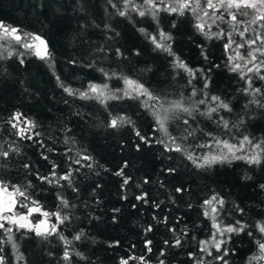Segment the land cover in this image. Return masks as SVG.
<instances>
[{
  "label": "trees",
  "instance_id": "obj_1",
  "mask_svg": "<svg viewBox=\"0 0 264 264\" xmlns=\"http://www.w3.org/2000/svg\"><path fill=\"white\" fill-rule=\"evenodd\" d=\"M133 2L142 4V0ZM111 3L116 8L109 0H0V20L25 32L43 36L54 58L52 67L35 55H25L24 64L16 55L7 57L5 54L6 58L0 59V145L5 149L9 145L20 149L18 154L10 155L7 160L0 158V178L27 189L47 211L57 210L58 193L70 201L72 207L64 210V214H70L71 221L60 225L59 231L69 240L83 231L85 236L80 241H72V247L87 257L82 260L73 255L70 264H119L120 259L127 258L129 254L145 255L150 264H158V258L165 259V264H192L188 253L195 252L199 257L198 242L208 239L210 232L214 231L212 221L203 215L204 210L200 207L203 200L214 192L226 201L218 217L219 222L227 225L241 220L248 225L244 233L232 235L228 245L229 264H249V258L257 251L255 241L262 239L256 226L264 223V190L259 188L264 184V164L249 165L245 160H233L197 169L184 155L167 152L160 144L145 146L141 143V149L137 151L135 145L140 142L131 127L112 129L107 124L111 116L127 114L142 133L151 134L154 120L141 107L140 101L127 98L110 100L105 106L96 100L70 97L59 87L56 76L66 86L81 91L90 82H107L111 89L124 88L120 78L123 76L145 84L162 100L183 97L184 102L190 104L204 98L200 95L203 80L199 73L192 77L175 68L173 57L155 49L139 31L143 28L155 34L160 29L171 34L172 51L189 67L211 68L212 83L207 89L208 94L220 96L232 109L231 112L221 109L211 119L196 114L192 120L181 114V119H189L188 130L194 133L185 141L186 150L198 156L209 152L210 149L197 147L211 143L207 133L231 143H236L244 135L254 141L264 139V108L249 103L253 97L242 91L246 87L245 81L228 70V56L233 53L225 52V41L200 34L194 27L196 21L191 14L178 17L160 12L157 24L150 16L140 17L131 10L128 16H119L117 9L124 7L123 0H111ZM173 21L176 24L174 28ZM217 23L220 28L228 29V25ZM217 30L213 25L211 31ZM201 46L207 60L201 55ZM117 48L122 56L116 55ZM137 51L139 55H136ZM240 51L247 52L246 49ZM70 59L77 63L70 65ZM89 63H93V67H88ZM101 68L109 74L116 73V76L105 81L99 71ZM253 86L264 92V81L255 76ZM193 88L198 94L189 100ZM255 99L264 104V97ZM164 106L167 107V103ZM204 110L206 106H201V111ZM16 111L36 121L44 148L35 140L10 134L12 130L6 121ZM221 116L229 121V129L218 126ZM168 130L173 136L187 135L185 126L176 120L169 121ZM66 137L70 138L67 145L64 143ZM162 137V133L156 132L153 140ZM68 148L72 149L69 155L73 158L76 152L93 157L91 169L81 167L79 173L74 174V186L78 192H73L64 181H61L64 187H56L39 181L32 174L37 170L40 174H47L49 161L59 164L57 171L61 172L67 167L65 153ZM42 153L49 160H44ZM125 162L124 173L131 179L121 187L123 177L115 173ZM23 163H30L32 168L25 170ZM167 167H175L177 172L168 174L165 171ZM245 176L251 179H244ZM145 179L149 181L146 184L143 183ZM178 186L186 187L187 191L175 193ZM144 192L148 194L147 203L135 199ZM155 203L160 207H154ZM235 206L243 208L244 213L237 212ZM116 208L120 211L113 213L112 209ZM16 210L25 211L21 207ZM164 217H167V223L161 222ZM149 225L153 231L146 237L144 229ZM170 228H175L176 235L181 236L184 241L182 247L166 248L163 245L165 239H173ZM185 229L187 235H182ZM247 231H252L253 235L248 236ZM13 236L19 253L24 256L22 264H68L61 259L64 244L58 236L45 239L25 230H14ZM145 238L153 241L152 253L144 249ZM0 239H6L2 232ZM116 240L120 244L110 246ZM133 244L136 246L134 249L130 247ZM162 248L165 249V257H159ZM3 249L9 264H16L11 245L5 243ZM210 261L212 258L205 256V264Z\"/></svg>",
  "mask_w": 264,
  "mask_h": 264
},
{
  "label": "snow or ice",
  "instance_id": "obj_2",
  "mask_svg": "<svg viewBox=\"0 0 264 264\" xmlns=\"http://www.w3.org/2000/svg\"><path fill=\"white\" fill-rule=\"evenodd\" d=\"M109 3L113 8H116V5L112 4L111 0H109ZM123 5L122 9H117L119 16L126 17L131 10L140 17L150 16L157 24L159 23L158 16L160 12L175 14L178 17L191 14L196 21L194 27L200 34L209 39L215 37L216 39L225 41V52L233 53V55L228 56V65H226L228 70L237 73L245 81L246 87L242 91L246 95L253 97L249 103H255L258 107L264 108V104H261L259 99H255L257 96L264 97V92L261 91V88L253 86L254 76L260 81H264V0H142V4H136L133 0H123ZM217 22L228 25V29L220 28ZM213 25H216L218 29L215 32L211 31ZM105 27L108 28L109 26L105 25ZM172 27H176L175 21L172 22ZM139 31L151 41L155 49L166 52L169 56L173 57V66L175 68L184 70L192 77H195L199 73L203 80V88L200 90V95L204 98L190 104H186L183 97L179 100H162L161 96L146 87L145 84L123 76L120 78L123 79L124 88L111 89L107 82H90L87 88L81 91L73 89L71 86H66L60 77L56 76L59 87L70 97L78 96L82 100H96L105 106H107L110 100L119 101L127 98L140 101L141 107L154 120L151 134L142 133L136 127L135 121L127 114L111 116L107 124V127L112 129H119L123 126L131 127L135 137L140 142L135 145L137 151L141 149V143L145 146H150L153 143L160 144L163 145L167 152H176L184 155L197 169H207L216 164L231 163L233 160H245L249 165L264 164V139L254 141L247 135H244L236 143H231L227 139L217 138L211 133H207L206 135L211 138V143L197 145V147L210 149L209 152L198 156L194 152L186 150L184 146L185 141L188 136H192L194 133L188 130L189 119H181V114H186L192 120H195L196 114L211 119L213 114H218L221 109L228 112H231L232 109L230 104L225 102L220 96L208 94L207 89H209L212 83L211 68L207 70L203 68H191L172 51L171 42L173 37L170 33L160 29L155 34L148 33L143 28L139 29ZM117 35L119 34L117 33ZM236 37H239V40ZM20 49L24 51H20ZM241 49H246V54L242 53ZM5 54L7 57L14 55L20 57L21 64L25 63L23 59L25 55H35L40 60L48 63L50 67L54 65L53 53L48 41L43 36L25 32L19 27L0 20V59H5ZM139 54L137 51L136 55ZM116 55H123L119 48L116 49ZM201 55L205 60L208 59L202 46ZM68 63L75 65L77 61L70 59ZM88 67H93V63H89ZM214 67L218 68L220 66L214 65ZM99 71L103 74L105 81L116 76V73L109 74L103 68L99 69ZM197 94V90L193 88L189 100L192 97H196ZM65 103H68V101L65 100ZM165 103H167V107L164 106ZM201 106H206V110L201 111ZM76 114L79 115V113ZM172 120L179 121L185 126L186 136H173L169 132L168 124ZM6 123L12 130L11 135L29 141L35 140L42 148L45 147L44 142L39 139L41 132L37 130L38 125L36 121L28 118L24 113L20 111L12 113ZM217 124L226 130L230 127L229 121L224 120L222 116L217 121ZM233 127L235 126L233 125ZM67 131L71 130L67 129ZM156 132L162 133L163 137L153 140ZM69 139V137L65 138L64 143L66 145ZM213 148H215V151H211ZM48 151H55V149H48ZM19 152L20 149L17 146L9 145L5 149L3 145H0V158L5 160L10 155L14 153L18 154ZM71 152V148L66 150L65 155L67 158L65 162L67 167L61 172L57 171L60 168L59 164L55 161H49L50 171L47 174H40L38 170L32 174L39 181L55 185L56 187H64L61 184V181H64L73 192H78L79 189L74 186V174H78L81 167L91 169L93 167L91 163L93 157L76 152L75 158H73L72 155H69ZM41 155L44 160H49L47 155L43 153ZM168 159H171V156ZM22 167L25 170H30L32 165L30 163H23ZM126 167L127 163L125 162L124 166L115 173L117 176L123 177L121 187L127 185L131 179V177L126 176L124 173V168ZM165 171L168 174H174L177 172V169L175 167H167ZM244 179H251V177L245 176ZM148 182L147 179L143 181L145 184ZM28 186L31 187L30 182ZM259 188L264 190V184H260ZM174 191L175 193H184L187 189L184 186H178ZM147 195L144 192L136 196L135 199L147 203ZM124 198L127 199V197ZM57 200L59 201L57 210L54 212L47 211L39 200L31 197L27 189L0 178V232L6 235V239H0V264H9L3 249L5 243L11 245L15 253L13 259L16 264H22L24 261V256L22 253H19V247L13 236L14 230H25V232L34 233L36 236L45 239L53 235L58 236L64 244L61 259L64 262H68V264H70L73 255L79 256L82 260L87 259L83 253L74 251L72 247V241H80L85 236L83 231L73 235L72 240H69L60 233L59 226L71 221V215L64 214V210L69 209L72 205L70 201L59 193L57 194ZM225 203V199L219 193L214 192L209 198L204 199L200 205L204 210L203 215L212 221L211 227L214 231L210 232L208 239L198 242L201 254L199 257L195 252L188 253L192 264H205V256L212 258L209 264H213V262L215 264H229L227 259L230 254L228 245L232 240V235L244 233L248 225L242 223L241 220H235L233 223L227 225L219 222L218 217ZM17 207H21L25 211L17 212ZM154 207L159 208L160 204L155 203ZM188 207L191 208L192 205L189 204ZM235 208L237 212L244 213L243 208L239 206H235ZM112 211L113 213H118L120 209L116 208L112 209ZM34 217L35 223L33 222ZM53 217L55 218V223L51 222ZM113 219H115V216ZM153 219L156 218L153 217ZM161 222L167 223V217H164ZM256 227L262 235V239L255 241L257 251L249 258V264H264V223L257 224ZM152 231L153 227L151 225L147 226L144 229L145 236L147 237V233ZM169 231L172 232L173 239L172 241L165 239L163 245L166 248L182 247L184 241L180 235H176V229L170 228ZM182 235H187V229L182 232ZM247 235L252 236V231H247ZM119 244L120 241L116 240L110 246H118ZM143 245L147 253H152L153 241L151 239L145 238ZM130 247L134 249L136 246L133 244ZM165 255V249L162 248L159 252V257H165ZM130 262H135V264H150L149 259L145 255L136 256L132 254H129L127 258L122 257L119 264H130ZM158 264H165V259L158 258Z\"/></svg>",
  "mask_w": 264,
  "mask_h": 264
},
{
  "label": "rangeland",
  "instance_id": "obj_3",
  "mask_svg": "<svg viewBox=\"0 0 264 264\" xmlns=\"http://www.w3.org/2000/svg\"><path fill=\"white\" fill-rule=\"evenodd\" d=\"M17 211V210H16ZM18 212V211H17ZM33 222L35 223L36 221H35V217L33 218ZM51 222H53V223H55V218L53 217L52 218V221Z\"/></svg>",
  "mask_w": 264,
  "mask_h": 264
}]
</instances>
